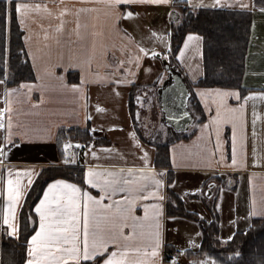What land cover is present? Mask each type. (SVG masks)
<instances>
[{"label":"crops","instance_id":"crops-1","mask_svg":"<svg viewBox=\"0 0 264 264\" xmlns=\"http://www.w3.org/2000/svg\"><path fill=\"white\" fill-rule=\"evenodd\" d=\"M176 1H184L186 6L192 7L187 0H128L123 5L125 14L117 22L110 14L108 0H18L33 5L24 18V27L17 25L34 79L8 84L7 87L16 88L24 82L36 86L31 90L21 88L19 92L11 93L7 101L0 91V124L6 125L11 120L14 126L50 131L52 136H33L23 142L17 140L11 156L6 151L5 156L0 157V235L11 237L9 225L3 223L5 214L9 215L10 224L14 218L20 225L26 196L47 166H77L82 169V184L67 179L79 186V199H83L88 192L96 197L103 193V189L87 184L85 174L89 168L96 171L102 183L113 182L124 188V182L128 181L127 187L131 191H117L115 194L108 191L103 203H109V196L113 202L122 196L131 197L135 215L143 218V205L157 203L158 200L149 197L146 191L153 181L148 172L140 171L142 166L147 168L148 165L146 162L142 165V156L135 155L137 139L151 149L152 167L171 168L173 179L179 181L172 192L179 194L184 209L198 217L195 220L169 213L166 206L169 219L164 222L167 230L163 231L160 242L163 253L175 256V246H178L181 264L194 262L196 258L187 257L185 252L195 251L190 245L193 240L200 246L202 224L210 222L213 214L218 216V238L229 236L237 227L240 231L245 230L255 218L264 219L258 214L259 206L264 204V96L243 100L249 92H264V14L258 10L252 12L240 84L206 85L199 83L205 74L202 34L186 33L176 52L172 51L173 28L181 22ZM192 2L210 5L213 0ZM227 2L221 0V3ZM65 5L74 7L69 14L61 17ZM175 11L179 14L177 20H173ZM127 12H132L133 18H129ZM252 21L257 22L255 28ZM189 33H196L199 39L189 38ZM149 51L156 55H149ZM137 57L143 68L131 66L136 63ZM117 60H127L128 63L116 69L113 64ZM85 63L90 65L87 70L82 66ZM149 65L154 70L147 74ZM167 65L180 73L190 93L195 89H235L240 92L241 99L227 96L223 103H219L213 96L193 95L187 102L194 122L187 130L176 131L164 122L156 91L169 77ZM121 77L127 82L117 83ZM2 84L0 79V86ZM73 85L76 87H69ZM239 104L245 105L243 124L237 121L234 129L228 110ZM6 105L8 112H4ZM218 107L220 123L217 126L212 121L217 117ZM157 119H161L164 129L171 132L167 140L162 127H158ZM75 126L88 127L93 141L81 151H66L64 143L62 155L55 137L63 129ZM137 130L138 136L132 137L131 133ZM234 130L237 158L240 160L235 166L232 164ZM4 132V127L0 126V134ZM162 144L167 145L168 158L160 164L157 146ZM221 156L224 158L222 161ZM254 160L260 163H253ZM133 167L136 170L129 172ZM17 169H21L18 185L15 183ZM10 177L14 181L13 187L20 193L17 196L13 192L15 199L11 202ZM54 179L46 183L33 205L30 221L34 229L28 239L39 227L35 204L43 197L47 184ZM197 189L202 191H195ZM253 201L256 209L252 207ZM249 211H255L257 215L249 218ZM137 223L143 224V229L137 228L136 238L128 242L129 246L141 247V257L145 251L150 256L152 242L146 236L155 222L150 216ZM131 231L130 226L125 227V233ZM141 232L145 238H141ZM112 247L109 246V252ZM128 255L136 256L134 253ZM27 258L26 243L24 260ZM104 258L101 255L96 264ZM205 258L203 256L200 260ZM64 264H69L67 257ZM164 264H169L168 260Z\"/></svg>","mask_w":264,"mask_h":264},{"label":"snow or ice","instance_id":"snow-or-ice-1","mask_svg":"<svg viewBox=\"0 0 264 264\" xmlns=\"http://www.w3.org/2000/svg\"><path fill=\"white\" fill-rule=\"evenodd\" d=\"M128 0H108V7L111 9V16L118 22L120 17L124 15L123 5ZM158 2H168V0H158ZM187 4L192 8L200 7H212L213 9H220L222 11H235L245 15H249L254 11H259L264 14V0H228L227 3H221V0H213L210 5H203L202 3L193 4L192 0H187ZM35 7H39L36 5ZM74 7L71 5H65L61 11V17L69 14L70 9ZM0 8L3 9V15L0 19H3L8 25L9 31L11 22L13 19L17 20L18 25L24 27V18L28 12L33 8V5L20 3L18 0H0ZM129 18H133L132 12L126 13ZM172 14H170L171 17ZM256 21H252L253 28H255ZM63 25L61 24V27ZM189 38L199 36L196 33H189ZM24 52L27 56V52L24 49L18 50V55ZM149 55L155 56L156 53L150 52ZM35 53H33V56ZM9 61L11 56L9 55ZM128 63L124 61H114L113 67L120 69L122 64ZM87 68L90 67L87 63L82 65ZM132 67L143 68V64L140 63L139 57L136 58V63L131 65ZM154 69L149 65L146 69V73L150 74ZM223 72V69L220 70ZM159 78V76H158ZM0 79L3 84L0 86V91L4 94V99L7 101L9 95L14 92H19L21 88H31L36 85L24 82L21 85H17L16 88H8L7 85L12 83L14 75L10 70L8 64L5 63L3 55V48L0 45ZM111 82V81H110ZM117 83H126L122 77L116 81ZM134 83V81L132 82ZM75 88L76 86H69ZM189 99L193 95L200 97L213 96L218 99L219 103H223L225 97L236 96L237 99H241L240 92L238 90H224V89H195L192 93H186ZM264 96V92L254 93L249 92L247 96L243 97L244 101H247L249 97ZM245 105L239 104L229 109L228 112L232 115L234 129L237 121L243 124V112ZM9 109L6 105L4 112H8ZM220 109L217 108V117L213 118L214 123H220ZM187 115V113H185ZM135 120V117H134ZM4 127V134H0V157L5 156L7 151L8 156H11V151L16 147V141L28 140L33 136H40L43 138H51L50 131L42 129H32L21 125H13L11 120L6 125L0 124ZM161 127H164L163 125ZM203 127V126H202ZM211 127V124H209ZM95 132V128L92 129ZM165 135L167 131L165 130ZM132 137L138 136V130L131 133ZM59 143L60 137H55ZM183 147V145H181ZM216 146H219V134L217 133ZM67 147V144L64 145ZM84 147V145H81ZM135 148L137 156H142L140 161L143 165L145 162L148 167H141V172H148L153 184L148 191L149 197L158 200L157 203L143 205L145 211L143 218L135 215L133 208L134 202L131 197H120L116 201H112V197L109 196V203L104 204V196L108 191L115 194L117 191H131L127 187L128 181H125L126 187L121 188L119 185L113 182H101L96 174V171L92 168L86 170V182L89 185H95L96 188L103 189V193L100 197L93 196L91 192L85 194L83 199H79L77 190L79 186L75 183H70L67 179H54L47 184L44 190L43 197L35 204V212L39 214V227L35 230L34 234L27 240V259L24 260V264H64L65 257L68 258L69 264H96L101 255L105 256L100 264H164L165 260H168L169 264H181L179 253L180 248L176 247V255L170 256L163 253L160 247L161 237L163 231H166V224L164 223L169 218L166 215V206L170 203H175L172 200V196L179 194L172 193V188L179 183L178 180L173 179L171 168L161 167L156 169L152 167L151 149H148L145 145L140 143L139 139L135 142ZM63 155V150H61ZM95 153H93L94 155ZM221 161L224 159L221 156ZM240 163L237 158L236 151V132H233V154L232 164L235 166ZM253 163H260L259 160H254ZM212 167V165H208ZM136 169L130 168L129 172ZM21 169H17L18 185L20 179ZM31 179L29 184H31ZM14 181L11 177L8 180L9 185V201L15 199L13 192H16L18 196L20 193L13 187ZM195 191H202L197 189ZM171 193V195H170ZM253 209L257 208L255 201L252 203ZM103 209V211H101ZM149 209L151 211H149ZM258 214L264 217V204L259 206ZM257 215L255 211H249L248 217L251 218ZM151 218L154 220V226L148 232L146 238L152 242L151 255L149 256L145 251L144 256H140L141 247H130L129 241L136 238L137 228L143 229V224H138V221L142 219ZM175 219V218H172ZM201 219L203 217L201 216ZM239 218H237L238 221ZM82 221V223H81ZM131 221V223H129ZM3 223L9 225V234L11 237H18L20 234V225H18L15 219H12L9 223V215L5 214ZM231 223V222H230ZM130 226L133 231L125 233V227ZM251 225L245 229L247 235L251 230ZM179 231V228L176 229ZM240 229L232 232L229 236H221L218 239L221 243L228 245L229 247L235 242ZM141 238H145V234L141 232ZM195 243V241H192ZM109 246H113L109 252ZM172 247V245H170ZM128 253L136 254L135 257L129 256ZM206 259L202 264H264V251L259 252L257 255L251 254L250 250L245 249L244 242L236 244V250L233 252H225L224 255L215 257L204 253ZM191 264V262H188Z\"/></svg>","mask_w":264,"mask_h":264},{"label":"trees","instance_id":"trees-1","mask_svg":"<svg viewBox=\"0 0 264 264\" xmlns=\"http://www.w3.org/2000/svg\"><path fill=\"white\" fill-rule=\"evenodd\" d=\"M180 10L181 22L174 26L172 32V51L175 53L183 36L188 32H198L204 37L205 74L200 84L237 86L240 84L244 69V58L250 31L252 13L245 15L235 11H222L213 8H192L184 1H176ZM3 9L0 8V16ZM7 24L0 19V45L3 48L5 63L9 65L14 79L10 84L31 81L34 74L28 56L24 52L19 55L18 50L24 49L22 34L15 19L12 20L10 31ZM25 50V49H24ZM26 52V51H25ZM9 55L11 60L9 61ZM221 68L223 72H221ZM196 109L198 106L194 104ZM58 149H63L65 140L79 141L86 145L93 141L88 127H70L59 133ZM157 157L160 164L168 158L167 145L157 146ZM62 177L82 184V169L77 166H47L43 168L30 188L20 213V234L18 238L0 235L1 256L0 264H23L26 256V242L34 229L30 218L33 217V205L40 196L44 186L51 179ZM173 193V192H172ZM171 195V193H170ZM176 203L169 205L168 212L189 219H197L196 214L184 209L178 196L173 195ZM251 230L246 235L240 231L232 246L222 244L218 239L219 222L217 214L212 220L202 224V240L197 251L187 250L186 256L200 258L204 253L219 257L225 252L236 250V244L244 242L245 249L257 255L264 251V219L255 218L251 223ZM172 250V249H171Z\"/></svg>","mask_w":264,"mask_h":264},{"label":"water","instance_id":"water-1","mask_svg":"<svg viewBox=\"0 0 264 264\" xmlns=\"http://www.w3.org/2000/svg\"><path fill=\"white\" fill-rule=\"evenodd\" d=\"M173 20L179 14L175 11ZM169 77L158 89V100L164 122L176 131H185L194 122L192 113L188 109L189 89L177 70L166 66ZM187 113V115L185 114Z\"/></svg>","mask_w":264,"mask_h":264},{"label":"rangeland","instance_id":"rangeland-1","mask_svg":"<svg viewBox=\"0 0 264 264\" xmlns=\"http://www.w3.org/2000/svg\"><path fill=\"white\" fill-rule=\"evenodd\" d=\"M176 22H177V21H176ZM8 30H9V28H8V26H7V31H8ZM163 82H164V81H162V84H163ZM156 91H157V93H158V89H157V88H156ZM156 91H155V92H156ZM149 120H150V119H149ZM157 121H158V123H159V126H158V127H161V126L164 124V123L161 121V119H159V120L157 119ZM163 126H164V125H163ZM164 128H165V127H162V129L164 130V132H165V130L168 131V132H167V135H165V136H166V139H165V140H167V139H168L167 136H168V135L170 136L171 132H170L169 130H167V129H164ZM171 137H172V135H171ZM190 245H191L192 248L194 247L193 249H195V251H197L198 248L200 247V246H197V245H196L195 243H193L192 241H191V244H190ZM196 249H197V250H196ZM182 257H183V256H182ZM182 257H181V258H182ZM200 258H202V257H200ZM200 258H196V260H195L194 262L191 261V262H193L192 264H202V262L206 259V258H205V259L202 261V259L200 260ZM183 259H184V257H183Z\"/></svg>","mask_w":264,"mask_h":264},{"label":"built area","instance_id":"built-area-1","mask_svg":"<svg viewBox=\"0 0 264 264\" xmlns=\"http://www.w3.org/2000/svg\"><path fill=\"white\" fill-rule=\"evenodd\" d=\"M65 144H67V147L65 148L66 151H70V150L81 151L84 148V147H81V145H84L81 142H72L71 140H66Z\"/></svg>","mask_w":264,"mask_h":264}]
</instances>
